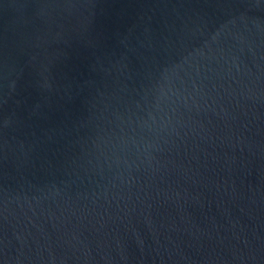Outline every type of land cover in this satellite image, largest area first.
<instances>
[{
    "label": "water",
    "instance_id": "1",
    "mask_svg": "<svg viewBox=\"0 0 264 264\" xmlns=\"http://www.w3.org/2000/svg\"><path fill=\"white\" fill-rule=\"evenodd\" d=\"M0 264H264V0H0Z\"/></svg>",
    "mask_w": 264,
    "mask_h": 264
}]
</instances>
